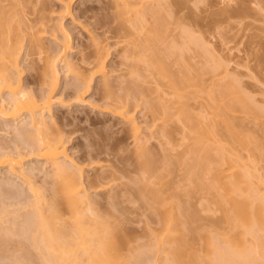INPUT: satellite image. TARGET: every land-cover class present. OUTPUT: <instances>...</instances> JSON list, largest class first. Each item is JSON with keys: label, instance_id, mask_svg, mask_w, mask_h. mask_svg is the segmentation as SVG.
<instances>
[{"label": "bare ground", "instance_id": "obj_1", "mask_svg": "<svg viewBox=\"0 0 264 264\" xmlns=\"http://www.w3.org/2000/svg\"><path fill=\"white\" fill-rule=\"evenodd\" d=\"M64 1L66 11L71 13L70 9L76 0ZM151 1L112 0L116 8L118 25L111 28V33L113 37L119 36L120 38L121 35V39L118 38L120 42L128 43L124 49V53H127L124 54V58L130 62L131 72L128 73L131 77L128 76L130 77L129 81L136 84L135 87L131 82V88L135 87L133 94L121 99L117 93L114 94L115 88L112 84L114 82H111L106 72V56L102 46L94 37V49L91 53L82 56L80 63L69 60L71 37L63 25L65 17L63 14L60 16V31L64 36L62 48L55 55H46L43 58L42 54L45 50L40 34L44 30L48 31V17L45 10L48 9L49 1L37 0L35 5L38 6V15L34 19H29L26 16L24 6H28L31 1L11 0L6 3L7 0H0V94L8 93L7 98L2 96L0 113L4 118L21 122L22 128H20L21 130L15 129L17 131L15 134L20 136L23 134V139L17 135L21 139H19L20 141L23 140V147L17 146L15 150L0 151V166L9 167V173L16 174L27 185V191L30 194L29 200L22 204L29 206L28 208L31 207L32 210L30 211L32 220L29 221L32 226L28 223V227H32H30L32 233L30 234L29 231L28 237L33 239L34 247L36 246V249L43 253V258H41L46 264H135L132 257L141 259L143 254H137L135 251L142 252L144 248L136 250L134 245L135 251L132 247L130 249L132 242L124 230V225L128 222L125 213L121 211L122 213L118 216L112 213L108 217L104 212L102 215V210H98L99 200L93 199V195L89 191L93 188L97 189L96 193L100 191H106L107 194L110 191L111 193L114 188L113 182L119 175L117 174L118 169H106L108 171H105L106 166L98 161L95 166L97 169H102L103 173L96 174L97 176L92 178L93 180L87 178L88 183L86 185L87 179H85L83 167L78 165L69 155L65 140L54 137V134L56 136L58 132L55 130L56 133H53L51 129L52 127L57 129L58 123L52 114V92L58 83L59 62L63 63L67 72L73 73L76 80V90L81 100H84L82 96L90 89L92 81L102 75L103 90L108 102L103 106V110L130 124L135 144L134 155L137 166V170H135L138 171V174L140 173V178L128 179L132 180L135 185L131 187V183L129 186L125 183L126 189L118 191L120 193L117 192L115 195H112L114 194L112 192L107 198L109 201L114 200V198L116 200L120 195L126 196V199L121 201L122 203L126 200L128 202L135 200L150 211V215L156 219L158 226H160L159 230H155L158 231L157 233L154 231L155 240H153L155 244L152 245L156 246L157 253L161 249L164 250L165 257L170 264H196V258L200 254L199 250L193 246L195 240L194 242L192 240L196 231L199 230L195 224L196 222L198 224L197 220L200 215L198 214L197 218L195 212H189L190 209L185 210L184 205L192 207V204H190V197L187 200L181 199L183 193L185 196H190L191 193L195 194V192L202 193L203 199L207 203L204 205V209L209 213L211 212L212 215L219 213L217 218L212 217V215L209 216V218L212 217L211 227L208 228L207 226V228L204 227L198 231L200 233V231L207 229L206 236L202 235L205 238L200 235L202 233L199 234L203 238L200 237V241L205 239L204 247L206 246L207 234L211 228L222 229L226 235L242 243L244 241L242 232L246 225L257 223L264 226V175L259 172L260 167L258 166L259 160L264 161V145L254 134L245 131L236 116V112L239 111L245 114L255 109V111L260 109L262 114L264 111L262 112L260 107L257 109L256 103L253 102L257 106L252 105V97L248 99V93L247 96L244 95V88L237 87L239 84L236 86V83L231 87L228 83L223 84L221 91L210 89L205 92L204 75H214L217 68L223 65L220 58L218 61L215 55L216 66L210 65L211 67H208L205 65L198 68L183 59V53H181L183 50L180 51L179 47L177 49L168 46L165 53L162 50H157L155 46L163 38L158 29H153L150 43L147 41L152 51L150 50L149 54H145L143 50L145 45L140 42V37L136 38L135 33L129 31L128 28L126 29L124 25L127 22H132L133 26L141 31L147 25V10L144 9V5ZM60 2L63 1L60 0ZM153 6L152 11L158 13V9L154 11L155 6ZM148 8L151 9V7ZM160 15L162 16V14ZM158 19L160 18L158 17ZM25 38H27L26 56L31 61L30 65L36 68L39 60L44 61L42 67H37V71H40L50 88L48 93L42 94L39 98L22 83L23 71L20 68L19 60ZM189 39H191L190 35ZM198 39L192 38L193 41H190L191 43L194 42V45L196 43L198 47L201 46L200 48L206 46L208 49L202 48V50H207V52L211 50L207 47L208 44L205 43V40ZM199 41L203 43L201 44ZM165 55L169 57L176 55V70H173L170 63L166 61ZM35 56L38 57L35 58ZM139 77H141L142 83L138 80ZM163 79L168 80L169 87L176 95L175 102L167 99L165 94L159 93ZM150 80L156 81L153 86L149 85V88L147 83ZM143 82L150 94L152 91L157 95L151 96L147 89L144 90ZM151 88L152 90H150ZM128 93H131L130 90ZM201 93H205L208 111L207 113L205 111L194 113L189 100L193 94H196L197 97ZM140 95L146 98V104H144L147 109L145 110L152 116L153 119H151L154 124L161 126L162 134L172 139L175 131L181 133L182 138L178 146L184 145L185 149L181 153L179 151L175 155L176 157L165 152L157 160L152 153L154 151H151L148 139L142 133V127L138 125L125 104L129 96L136 99ZM47 114L50 115V119L46 116ZM262 126L263 124L260 125L261 128ZM174 139L176 140L173 137L172 143H174ZM172 147V149H176L175 144ZM172 149H166V151ZM243 151H247V154L244 155ZM26 156L43 159L46 163L51 164V172L46 173L49 179V189L45 187L46 185L38 184L34 175L25 170L24 157ZM177 172L182 173L178 176H181V183L184 181L183 186L177 181L175 184L173 178L177 177V175L175 176ZM97 182H100L99 185ZM47 189L48 191H46ZM183 190L187 192L185 193ZM182 200H184V204ZM112 207L116 208V206ZM6 209L8 208H3V210ZM7 211L9 210L4 212ZM107 211L109 212V210ZM12 224L15 225V223ZM6 228L10 229V227ZM30 228L26 229L27 232ZM10 232L11 229L8 234ZM143 245H140V248ZM130 250L137 255H132ZM144 250L143 252L147 251L145 252L147 255L151 251L148 252L149 249ZM145 253L143 256L146 257ZM152 257L153 260L146 258L148 260L146 261L143 258V261L147 264H158V260ZM137 261L140 262V260ZM142 264L144 263L142 262Z\"/></svg>", "mask_w": 264, "mask_h": 264}, {"label": "rangeland", "instance_id": "obj_2", "mask_svg": "<svg viewBox=\"0 0 264 264\" xmlns=\"http://www.w3.org/2000/svg\"><path fill=\"white\" fill-rule=\"evenodd\" d=\"M9 1L11 0H7L6 3H9ZM26 1H31L29 4L26 3L28 6H24L26 16L29 19H34L38 15V6L35 5L37 0ZM48 1V9L45 10L48 17V31L44 30V32L40 34L42 36V42L44 43L45 50L42 57L44 58L46 55H55L56 52L62 48L64 36L60 31V16L65 14L63 25L71 37V49L68 53V59L74 63H80L81 57L91 53L94 49V37L95 40L99 42V45L102 46L103 53L106 56V72L108 73V77L111 82L113 81L115 83H112L115 88L114 94L116 95L117 93L121 99L127 95H132L136 84L131 81L133 86H135L134 88H131L132 83L129 81L131 76L129 75L130 73H128L130 71V62H127L128 59L126 60L124 58L127 54L124 53V49L128 46V43L120 42L119 39H121V35L120 38L119 36L113 37V34L111 33V28L118 25L116 20V8L115 5H113L112 0H76L70 9L71 13L66 11L64 0H62L63 2H60V0ZM261 2L262 0H152L148 4L144 5V9L147 10V25L141 31L135 28L132 22H127L124 27L135 33L136 38H138V36L140 37V42L145 45L143 49L145 54H149L150 50L152 51V49L148 46V42L151 39L150 37L153 29H158L159 32L162 33L163 38L157 42V46H155L157 50H162L165 53L168 46H173L177 49L179 47L180 51L183 50L181 52L183 53V59L198 68L205 65L208 67L210 65L216 66L215 63L217 64V61L215 56L217 57V60L220 58L223 65H220L221 67H218L219 69L217 68L215 74L204 75L205 92L210 89L221 91L220 89H223L222 85H226L227 83L230 87L235 83L236 86L239 84L237 87L240 86V88H244L243 94L246 95L248 93V99H251L252 97V105L256 103L258 106L256 104L254 105L257 106V109L260 107L263 112L264 2H262L263 4ZM156 4L162 9L160 8V10L159 6ZM153 5L155 6L153 10L156 11L158 9V13L152 11ZM145 6L151 7V9L148 8V10ZM159 13L162 14V16ZM156 14L159 15L157 16ZM158 17L160 19H158ZM187 34L191 36V39L199 38L198 40H205V43L208 44L205 45L211 49L209 50L211 52H207L208 49L206 46L205 48L207 50L205 51L202 50L204 47L200 48L201 46L198 47L196 43L195 45L193 44L194 42L191 43L193 40L189 39V35ZM202 41L199 42L202 44ZM23 45L24 48L19 60L20 68L23 71L22 83L24 86L26 85L28 87L29 91L34 93L37 98H39L42 94L48 93L50 88L47 81H45L40 74V71H37V67H42L44 61L39 60L36 68H33L30 65L31 61L26 56L27 38L24 39ZM37 57L38 56H35V58ZM165 58L172 66V69L176 70V55L170 57L165 55ZM58 70V83L55 90L52 92V114L58 123L57 129L56 127H52L51 129L53 133H56V131L58 132L56 136L54 134V137L65 140L67 152L78 163V165L83 167L85 179H92L97 176L96 174H99V172L103 173L102 169H97L95 166L98 161L102 162V164L107 167H105V171H108L106 169H118L117 174L120 176L118 175L119 177L117 176L116 180H114V188L111 190V193L110 191L108 194L106 191L96 193L97 189L93 188L89 191L93 195V199L99 200L98 210H102V215H104V212L108 215V217H110V214L112 213L117 216L122 213L121 211L125 213L127 218L126 221L128 222H126V226L124 225V230H126L125 232L129 236H127L128 239H131L130 241L133 243L130 244V249H132L135 245L134 248H136V250H142L143 247V250L149 249L148 252L151 250L147 255L145 253L147 251L144 250L145 252H143L142 250V252H139L135 251L133 248L137 254H146V257L142 254L141 259H135L134 256H131L133 262L136 264L139 262L137 260H140V264H142V262L147 264L143 261V258L145 257L144 259L149 258L150 260H153L151 259L153 256L152 258L158 260V264H170L165 257L166 253L164 250L161 249L163 253L161 251H159L160 253H157L156 246L152 245L155 244L154 231L157 229L159 230L160 226H158L159 224L156 222V219L150 215V211L135 200V202H128L126 200L122 203L121 201L126 199V196L122 195L119 196L120 198L117 197L116 200L114 198L115 201L112 199L114 203L112 200L108 201L107 197L108 195H111L112 192H114L112 195H115L118 191L126 189L130 183L132 184L130 185L131 187L134 186L135 183H132V180L136 179L135 177L140 178V173L138 174V171H136L137 166L135 165L134 155L135 144L130 130V124L122 120L120 117H116L103 110V106L108 104V102L105 97V91L103 90L104 85L102 75L96 77V79L92 81L90 89L82 96L84 100H81L79 99V95L76 90V80L73 73L67 72V68L61 62H59ZM140 79L141 77H139L138 80ZM155 81L150 80V82L147 83V86H153ZM140 83H142V81ZM144 86V90L147 89L148 91L146 84ZM129 90L131 93L127 94ZM150 90H152V88ZM150 92L151 94L148 91L151 96L157 95L155 92ZM159 93L165 94L167 99H171L174 102L176 101V95H174L172 89L169 87L167 79L161 80ZM2 96L7 98L8 93L5 92L3 95L0 94V104L2 102ZM118 96L115 97L118 98ZM145 99L146 98L143 95H140V97H137L136 99L129 96L128 101L124 102L126 104V108L133 114L138 125L142 127V133L146 135L145 137L148 139V145L150 149H152L151 151H154L152 153L157 160H159L165 152H169L172 157H176L175 155H177L179 151L181 153L185 149L184 145L178 146V143L181 142L182 138L181 133L179 131H175L173 137L176 138V140L174 139V143H172L173 137L170 139L169 136L162 134L161 126L158 123V125H155L152 120V116L147 110H145L147 109ZM207 102L208 101L205 99V93H201L197 97L196 94H193L189 100V104H191V108L194 113H199L201 111H205V113H207ZM176 105L178 104L176 103ZM255 110H250V113L248 114L247 112L245 114L239 111L236 112V116L245 131L247 133L254 134L261 142H263L264 145V112L262 114L259 111L260 109L257 111ZM46 116L50 119L49 114ZM260 123L263 124V129L260 127V125H262ZM17 128H22L21 122L4 118L0 113L1 152L15 150V147L17 146L23 147V140L20 141L23 139V134L21 136L19 134H15L17 132ZM17 135L20 136L21 139ZM174 144L176 145V149H172V145ZM170 148L172 150L166 151V149ZM242 153L246 155L247 151H243ZM24 161L25 170L34 175L38 184H42L44 186L46 185L45 187L49 189V179L47 175L49 174V171L51 172L52 170L51 164L46 163L43 159L32 158L29 156L24 157ZM258 162V166L260 167L259 172L264 175V161L259 160ZM181 174L178 172L177 174L175 173V176L177 175V177L173 179L175 182L177 181L182 185L184 181L181 183V176H178ZM123 175L124 177H122ZM130 178L132 180H128ZM177 182L175 184H177ZM87 183L88 179L86 185ZM99 183L97 182L98 185ZM26 186L27 185L23 183L19 176L12 174L11 172L9 173V167L0 166V218L3 219L4 217V220L1 219L2 222L0 221V264H46V262L42 259L43 253L39 252V250L36 249V246L34 247L35 244L33 243V239H31L30 236L28 237L29 231L30 234L32 233V225L30 224L31 222H29L32 220L30 212L32 210L30 209L31 207L28 208L29 206H23L25 204H22L24 201L26 202L29 200L30 196ZM48 189L46 191H48ZM183 192L185 191L183 190ZM197 193L195 192L196 195L192 193L190 196L186 195L187 197L183 193V198L181 199L187 200L188 197L191 198V200L190 198L189 200L192 207L184 205V208L186 211L190 209L189 212H195L196 217L200 215L197 220L200 225L196 222L195 226L197 227V230L198 228L199 230H202L204 227H211L212 217L214 216L217 218L216 216H219V213L212 215L211 212V214L207 212L204 209V205H207V203L203 199V194H199V192ZM182 201L184 204V200ZM109 204H111V206H109ZM112 206H116V208ZM186 206L188 207L186 208ZM3 208H8L6 210L9 211L5 213L4 211L6 210H3ZM114 208L115 211H113ZM104 209L106 210L104 211ZM2 210L6 216H3L5 214ZM107 210H109V212L112 210V212L109 213ZM211 215L212 217L209 218ZM5 220L6 222H4ZM9 220L10 222L15 223L16 226L10 223ZM8 223L9 225H7ZM28 223L31 225H29L31 228L28 227ZM6 227H10L12 233L10 232L8 234L10 229H7ZM5 228L6 231H8L7 234H5ZM28 228L31 230L29 229L27 232L26 229ZM204 230L200 231L202 234L196 231L194 235L195 237L192 236L193 242L195 240V244H193V242L192 244L195 249L199 250V253L203 252L205 249V239L202 241L205 237L202 235L206 236L207 229L205 231ZM155 232L157 233L158 231ZM200 237L202 238L201 241L204 243L200 241ZM139 244L145 245L140 248ZM147 244L151 245L148 246ZM146 246H151V248ZM202 249L203 251H200ZM131 251L132 250H130V252ZM135 252H131L132 255H135ZM147 259L146 261L149 260Z\"/></svg>", "mask_w": 264, "mask_h": 264}, {"label": "clouds", "instance_id": "obj_3", "mask_svg": "<svg viewBox=\"0 0 264 264\" xmlns=\"http://www.w3.org/2000/svg\"><path fill=\"white\" fill-rule=\"evenodd\" d=\"M242 234L244 241L241 243L222 229L211 228L196 264H264V226L246 225Z\"/></svg>", "mask_w": 264, "mask_h": 264}]
</instances>
